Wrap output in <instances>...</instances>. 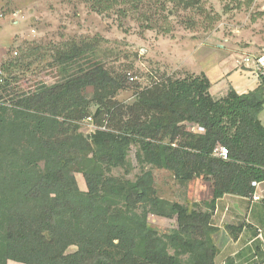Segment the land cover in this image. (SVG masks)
Wrapping results in <instances>:
<instances>
[{"label": "trees", "instance_id": "trees-1", "mask_svg": "<svg viewBox=\"0 0 264 264\" xmlns=\"http://www.w3.org/2000/svg\"><path fill=\"white\" fill-rule=\"evenodd\" d=\"M87 2L100 14H139L152 29L148 6L164 13L168 2L187 8L195 0ZM85 50L74 46L56 61L67 66ZM120 83L99 64L29 92L0 83V264H218L212 239L219 232L213 223L217 201L228 195L251 200L252 183H264V82L215 99L204 73L167 79L129 106L112 102ZM91 118L99 129L85 136L79 124ZM132 146L140 164L168 170L181 183L212 182L206 210L159 197L151 171L135 181L110 176L131 166ZM220 147L228 149V160L213 156ZM149 208L175 214L177 227L159 234L148 224ZM241 228L226 226L234 238ZM71 247L76 251L68 253Z\"/></svg>", "mask_w": 264, "mask_h": 264}, {"label": "rangeland", "instance_id": "rangeland-1", "mask_svg": "<svg viewBox=\"0 0 264 264\" xmlns=\"http://www.w3.org/2000/svg\"><path fill=\"white\" fill-rule=\"evenodd\" d=\"M193 4L194 8H186L168 2L164 13L148 6L146 12H153L154 18L152 29H147L139 14L121 15L118 9L100 14L87 0H0V83L8 81L9 90L29 92L99 64L121 82L112 102L122 106L133 105L141 92L167 79L202 73L209 78L215 99L232 88L244 93L259 85L262 80L241 62L246 56L255 60L264 55V0H195ZM74 46L86 49L85 57L61 66L56 56ZM93 94V88L85 92L89 100ZM95 110L92 105V113ZM260 120L264 125V110ZM79 126L85 136L99 129L92 118ZM181 126L203 133L195 125ZM137 149L132 146L129 152L130 167L115 168L109 175L135 181L151 171L159 197L206 210L212 182L195 178L181 183L168 170L140 164ZM73 175L80 190L87 192L82 174L74 170ZM258 193L261 200L256 205L264 209V190ZM246 219L242 223L247 225ZM148 224L161 235L170 234L177 218L149 208ZM226 242L219 234L221 251ZM74 251L71 247L68 253ZM220 254L218 263L223 264Z\"/></svg>", "mask_w": 264, "mask_h": 264}, {"label": "crops", "instance_id": "crops-1", "mask_svg": "<svg viewBox=\"0 0 264 264\" xmlns=\"http://www.w3.org/2000/svg\"><path fill=\"white\" fill-rule=\"evenodd\" d=\"M257 86L258 83L249 91L254 90ZM233 89L239 94L249 92L242 93L237 88ZM260 189L263 192L264 183H260ZM259 202H253L252 199L246 201L230 195L217 201L216 209L213 212V223L215 227L219 228V232L215 233L212 239L221 252L220 261H223V264H264V241L258 238V230L264 228V209L257 207L256 204ZM244 218H247V225L244 222L242 223ZM224 224L225 226H223ZM228 225H242L237 238L229 235L226 230ZM219 234L227 241L222 251L218 245ZM218 259L219 256L217 257V263L219 262Z\"/></svg>", "mask_w": 264, "mask_h": 264}, {"label": "built area", "instance_id": "built-area-1", "mask_svg": "<svg viewBox=\"0 0 264 264\" xmlns=\"http://www.w3.org/2000/svg\"><path fill=\"white\" fill-rule=\"evenodd\" d=\"M241 63L244 64L249 69L252 68V72L256 74L258 78H260L264 82V55L255 60H252L250 57L246 56L243 58ZM228 155H229L228 149L225 147H220L213 152V156L220 157L223 160H228ZM252 186L256 189L252 197V201L258 202L261 200V197L258 193V190L260 188V183L253 182ZM258 238L264 241L263 230H258Z\"/></svg>", "mask_w": 264, "mask_h": 264}]
</instances>
